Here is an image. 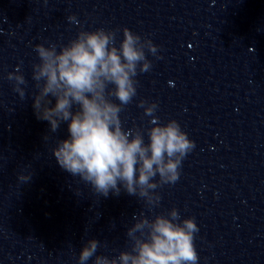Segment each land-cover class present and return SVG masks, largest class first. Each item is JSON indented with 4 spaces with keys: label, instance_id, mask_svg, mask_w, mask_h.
<instances>
[{
    "label": "clouds",
    "instance_id": "1",
    "mask_svg": "<svg viewBox=\"0 0 264 264\" xmlns=\"http://www.w3.org/2000/svg\"><path fill=\"white\" fill-rule=\"evenodd\" d=\"M122 31L119 47L116 33L102 28L81 30L59 51L55 44H37L39 63L32 66V79L38 92L32 106L37 119L49 122L53 132L67 123L68 137L52 149L62 169L104 197L110 191L118 195L122 186L129 195L158 206L160 197L152 190L178 180L182 160L194 142L176 120L158 122L156 103L144 107L146 102L140 101L152 117L147 143L141 129L123 128L120 113L136 95L138 70L147 72L151 67L145 49L156 55L157 46L126 27ZM8 79L15 81L14 90L23 98L24 76L9 73ZM29 179L19 177L22 182ZM133 218L136 222L127 230L130 251L114 258L97 255L99 241L91 239L80 250L78 264H87L93 257L94 264H197L194 218L181 221L175 208L151 220L142 213Z\"/></svg>",
    "mask_w": 264,
    "mask_h": 264
}]
</instances>
